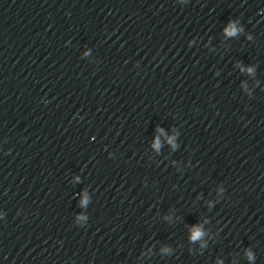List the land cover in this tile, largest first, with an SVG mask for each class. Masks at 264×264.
Instances as JSON below:
<instances>
[{"label":"water","instance_id":"95a60500","mask_svg":"<svg viewBox=\"0 0 264 264\" xmlns=\"http://www.w3.org/2000/svg\"><path fill=\"white\" fill-rule=\"evenodd\" d=\"M0 264H264V0H4Z\"/></svg>","mask_w":264,"mask_h":264},{"label":"clouds","instance_id":"9594fccd","mask_svg":"<svg viewBox=\"0 0 264 264\" xmlns=\"http://www.w3.org/2000/svg\"><path fill=\"white\" fill-rule=\"evenodd\" d=\"M196 235L198 236V235H199V233L197 232V233H196Z\"/></svg>","mask_w":264,"mask_h":264}]
</instances>
